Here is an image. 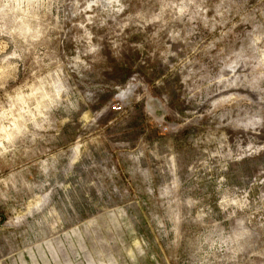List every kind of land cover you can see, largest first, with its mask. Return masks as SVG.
<instances>
[{
	"label": "rangeland",
	"instance_id": "374dc122",
	"mask_svg": "<svg viewBox=\"0 0 264 264\" xmlns=\"http://www.w3.org/2000/svg\"><path fill=\"white\" fill-rule=\"evenodd\" d=\"M0 264H264V0H0Z\"/></svg>",
	"mask_w": 264,
	"mask_h": 264
},
{
	"label": "clouds",
	"instance_id": "9594fccd",
	"mask_svg": "<svg viewBox=\"0 0 264 264\" xmlns=\"http://www.w3.org/2000/svg\"><path fill=\"white\" fill-rule=\"evenodd\" d=\"M248 229L246 228L243 220H238L232 227L230 232L220 231L213 239V245L220 247H230L232 245H240L246 238Z\"/></svg>",
	"mask_w": 264,
	"mask_h": 264
}]
</instances>
